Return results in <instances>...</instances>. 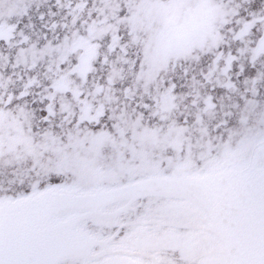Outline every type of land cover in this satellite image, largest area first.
I'll list each match as a JSON object with an SVG mask.
<instances>
[{
    "label": "snow or ice",
    "instance_id": "snow-or-ice-1",
    "mask_svg": "<svg viewBox=\"0 0 264 264\" xmlns=\"http://www.w3.org/2000/svg\"><path fill=\"white\" fill-rule=\"evenodd\" d=\"M0 264H264V0H0Z\"/></svg>",
    "mask_w": 264,
    "mask_h": 264
}]
</instances>
